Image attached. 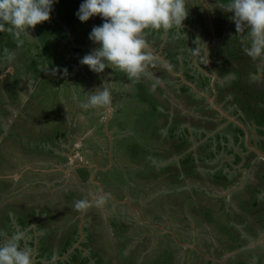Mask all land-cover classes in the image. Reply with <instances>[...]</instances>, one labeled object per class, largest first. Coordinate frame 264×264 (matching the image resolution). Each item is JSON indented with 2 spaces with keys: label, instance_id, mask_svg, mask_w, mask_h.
<instances>
[{
  "label": "rangeland",
  "instance_id": "obj_1",
  "mask_svg": "<svg viewBox=\"0 0 264 264\" xmlns=\"http://www.w3.org/2000/svg\"><path fill=\"white\" fill-rule=\"evenodd\" d=\"M204 2L210 14L202 0H186L188 10H193L192 16H196L199 7L203 17L199 22L204 30L196 24L195 33L209 34V26L213 25L214 29L228 28V35L233 34L230 13L223 9L230 0ZM81 3L82 0H59L48 21L21 35L18 56L11 60L0 55V69L8 66L7 72L18 77L11 93L5 88L0 90V106L12 111L4 119L5 131L0 136V179H5L7 184L3 190L0 181V229L2 213L12 214L14 207L29 206L38 212V219L45 218L44 222L40 221L44 230L38 234H49L48 244L57 248V252L67 240L75 239L74 232L79 227L84 230V242L94 247L104 264H207L209 260L203 254L220 255L222 246L234 249L242 243V251H252L262 237L256 235V239L248 229L260 206L242 205L250 200V191L241 192L240 188L245 176L238 174L233 179L235 189L216 185L210 181L213 178L210 173L223 166L220 156L217 162L209 164L196 161L206 141L195 142L191 151L180 156L172 137V133L184 127L201 130L207 126V131L214 132L220 123L205 118L215 117L216 110L209 102L191 103L184 93L175 91L177 79L147 50L151 59L138 79H128L126 73L114 66V70L106 67L103 72L95 73L80 64L84 55L98 47L89 39V33L103 22L99 15L81 22L76 16ZM6 33L0 31L2 43L16 39ZM158 37L161 35L149 45L162 54L168 45ZM207 46L201 45V54L194 55V67L203 72L210 65L218 67L212 65L209 55L207 63L204 61L202 50L210 49ZM229 46H235L237 51L243 49L236 41ZM239 67L234 60L222 71ZM252 68L249 75L243 73L249 77L245 83L240 74L235 80L231 74L226 75L230 78L227 81L225 76L221 77L225 90L223 95H217V102L230 112L235 103L242 106L237 103L240 93H248L246 98L263 97V91L259 92L255 85L257 82H248L262 76ZM138 83L147 87L140 90ZM104 87L112 89L109 106L88 109L81 106L92 91ZM1 111L0 120L5 115ZM188 133L191 136L189 130ZM182 135L186 139L188 134L182 130ZM182 143L184 147L188 144ZM260 146L264 148V143ZM212 149L206 146L203 150ZM187 155L195 161L186 164ZM75 161L95 164L100 169L80 167L68 174L59 170L71 168ZM245 165L240 163L238 167L244 170ZM252 177L262 181L261 171ZM252 177L246 184L254 181ZM100 185L112 197L102 196L90 203L97 190L102 193ZM223 194L226 196L222 197ZM77 195L80 201L87 202L86 207L71 208V203L77 202ZM250 195L254 197L253 192ZM137 205L146 221L131 208ZM243 208L248 211L244 213ZM252 210L251 221L246 223L247 213ZM178 240L196 243L203 252L187 248ZM75 244L77 248L81 245L80 241ZM222 251L227 256V250ZM92 253L82 252L81 261L84 255L91 257ZM68 257L69 253L62 257L58 253L46 264H58Z\"/></svg>",
  "mask_w": 264,
  "mask_h": 264
},
{
  "label": "clouds",
  "instance_id": "obj_2",
  "mask_svg": "<svg viewBox=\"0 0 264 264\" xmlns=\"http://www.w3.org/2000/svg\"><path fill=\"white\" fill-rule=\"evenodd\" d=\"M59 0H0V31L11 33L17 40L29 28L48 21L54 4ZM225 11L232 13L231 19L237 32L249 29L250 40H242L244 53L253 60L264 58V0H230ZM99 15L102 24L96 25L89 33V39L98 47L80 59V64L89 70L101 73L113 66L126 73L128 79H138L145 72L147 54L145 30H169L182 26L188 16L186 0H82L76 16L81 22ZM194 55L201 50L194 49ZM12 54L8 49H4ZM203 59L207 63L205 47ZM55 73V69H53ZM112 103V89L108 87L92 91L83 108L109 106ZM87 206L78 201L77 208ZM23 231L0 235V264H34L32 249L22 247Z\"/></svg>",
  "mask_w": 264,
  "mask_h": 264
},
{
  "label": "trees",
  "instance_id": "obj_3",
  "mask_svg": "<svg viewBox=\"0 0 264 264\" xmlns=\"http://www.w3.org/2000/svg\"><path fill=\"white\" fill-rule=\"evenodd\" d=\"M227 13L229 15L230 12H227ZM196 15H198L197 16L198 20H203V17L201 16V11L199 10V7L196 10ZM232 15L233 14L230 13V16H232ZM207 20H208V18H207ZM197 22H199V21H197ZM230 25H231V27H234L233 28L234 33L231 34V35L229 34L225 40H222L221 42H219V46L218 47H215L212 50L213 59H214L216 64H219L220 61L221 62L224 61V65L223 66H222L223 62L220 64L223 67V69H225V65H228L230 63V61L237 60L239 66H240L239 68L241 69V72H242L241 73V77H242L243 73L245 75H249V72L253 71L252 67L256 68V67L260 66L259 61H262L263 58L253 60L251 57L247 56L244 53L243 49L240 48L241 51L240 50L237 51L235 46H229V44L234 45L235 41L240 46V45H242L241 44L242 40H245V41L250 40V38L248 36L249 29L242 28V30L240 32H237L236 25H235L233 20H232V23H230ZM197 26H200L202 31L204 30V27H203L202 23L198 24ZM177 28L180 29L179 33L177 32ZM151 30H152L153 34L165 32L164 29H160V30H154V29H151V28L147 29V31H151ZM6 34H8V36H10L11 38H15L9 32H7ZM177 34H178V39L175 38ZM172 38H173V40L175 42L176 41L178 43L182 42V44H183V45L179 46L178 49H177V46H176V51H174V52L171 51L172 49L169 50V48L168 49L166 48L168 58H171L173 60V62L175 64H177V65L180 62V60L178 59V55L182 56V62L185 65H190V62H191V59H192V55L195 52L194 49L197 48L198 39L199 38L202 40V44H201L202 46H205L209 42H211V38L206 36L204 33H200V36H196L195 33H190L189 35H187L186 27L185 28L184 27H173V28H171L169 30L168 42H166V43H169V42L171 43V41H172L171 39ZM159 41H162V39H159ZM20 44H22V43L19 40H17V39L10 40L8 42L5 41V42L2 43V38L0 37V55L1 56L2 55L3 56H7L9 58V54L4 52V49H8L9 53L12 54V58H11V60H12L16 56H18L17 55L18 53H16V50L18 51V48H19ZM23 45H25V44H23ZM187 45H189L188 48H187ZM227 46L230 49H227ZM189 48H190L191 52L189 51ZM220 53L226 55L227 56V57H225L226 59L225 58L220 59V57H221ZM252 63H253V65H251ZM14 68H16V67H14ZM239 68H237V69H239ZM52 69H54V68H52ZM7 70H8V66H6L3 70L0 69V90L5 88L6 92L9 94V93H11V88L13 87L14 80L17 81L18 77L16 75L14 76L9 71L7 72ZM230 72H231V70H226V72H223L222 70L221 71L218 70V74H219L220 78L226 76ZM53 74H55V76H57V71L55 70V73L53 72ZM204 79H205V82H204L203 87L201 86V89L209 87V84H210V82L208 83L209 78L204 76ZM238 82H239V80L235 81V83H238ZM216 87H217V90L219 91V95H223V90H225V88L222 86V84L217 82L216 83ZM142 88H144V87H142ZM182 93H184V94H187V93L189 94L190 93L189 94L190 95V101H192L193 103L205 102L207 100L205 97L200 98V96L198 94L193 92L192 87H190L188 85H185V88H183ZM263 93H264V91H263ZM240 95H241V93H240ZM252 98H255V97H252ZM262 98L264 99V95H263ZM246 99H247L246 97H242L241 96V98H239L237 100V103H239V104L242 103L241 104L242 106L241 107L239 106V110H242L244 112V114H243L244 116L242 117V119L244 118L243 120H246V119H249V118H255L256 119L255 121H256L257 124L264 125V117L263 116L262 117L261 116L256 117V116H252L251 115V113L254 112V107L251 104V100L250 99L246 100ZM1 110L4 111L5 115L3 116L2 120H0V136L5 131V127H4V122L5 121H4V119L6 118V115L8 113L12 112L9 108H7L5 106H0V118L2 117V115H1L2 111ZM236 112H238V110H236ZM187 129L188 128L186 127L184 130H185L186 134H188L187 135V137H188L189 136V133H188L189 129L188 130ZM233 131L235 133L234 141L236 143H239L241 141V139L243 140L244 131L240 127L235 126ZM226 133L227 132H225V131H223V133H221V132L217 133L215 138H211L208 141H206L205 143H203L201 145V149L199 150V154H198L199 157L196 156V161L198 160L200 163L209 164L210 162L212 163V161L217 160L219 152H220V148L219 149L217 148V150L216 149H212L210 151H204L203 149L206 150V146L207 147H213V144L215 143V141L218 142L221 139H224L225 142H226V140H227ZM263 133H264V131H263ZM205 135H206L205 132H202L200 134L197 133L196 134L197 140L200 141L202 138H205ZM175 136H176V134H175ZM10 137H11V135H10ZM172 137H174V133H172ZM242 145H243L242 149H244V151L245 150L247 151L248 148L245 145V143H242ZM185 150H186V148H184V150H181L180 152L182 153ZM189 154H193V153L191 152ZM194 159H195L194 157H192L190 155H187L186 156V160H184V162L186 164L187 163L190 164L189 161H191V160L195 161ZM243 159H244L243 156H240V154H236L235 158H234V160H233V162L231 164H229L227 162L225 164L227 165V167L233 168V165L240 164L243 161ZM1 163H2V160L0 158V165H1ZM210 175H213V178H212L213 182L218 183V184L220 183L221 185H223L225 187H227L229 185L228 183L231 182V178L229 177V174L227 172H223V170H217L214 173H210ZM4 180L5 179H3V180L0 179V181H3V184H4V186L2 187L3 190L7 186V184H5V182H4ZM261 189L264 190V188H261ZM256 190L260 192V189H256ZM97 192H98V190H97ZM257 194L255 195L254 198L251 197V199H253L255 201L254 202L255 204L259 203ZM238 197L240 198L241 196H238ZM80 198L81 197L79 195H77V199L75 201H77V202L80 201ZM250 200L243 201L242 205L245 206V204H252L253 200H251V201ZM77 202L76 203L75 202L71 203V208L72 209L77 204ZM252 206H253V204H252ZM12 212H13L12 214H9V213H2L1 214L2 215V220H1L2 228L0 229V235L10 236V235L14 234L17 231H23L25 233V238L22 241H20V244H21L22 247H25L26 245L31 247L34 264H46L47 262L52 261L54 259L55 251L57 250V248H55L54 246H50V244H48V237L47 236L49 234H46V235L43 234V233L39 234V242H38L39 244H38V246L36 248L37 252L33 251V249L35 248L34 247L35 246V241L37 239V237L35 236V232L40 233V232H42V230H44L43 229L44 226H43L42 223L40 224V222H38L36 224V226H37L36 227V231H35V229L30 228L31 225L33 223H35V220L37 218H39L38 217V212L35 209H33V208L29 207V206H26V207H14V208H12ZM41 219L44 222L43 219H45V218H40V221H41ZM79 235H80V232H79V228H78L74 232V238L75 239H73L71 241L67 240L66 244L63 247H60V250L58 252L59 256L62 257L63 255L69 253V257L67 259H65L64 261H62V260L58 261V264H71L72 262L73 263L74 262L78 263V261L81 264H89L90 263V258L88 256L82 257V261H81L80 254L83 251V249L75 248L71 253L69 252L74 247L75 243L78 242ZM86 243L87 242H83L82 246H87L88 243L87 244Z\"/></svg>",
  "mask_w": 264,
  "mask_h": 264
},
{
  "label": "flooded vegetation",
  "instance_id": "obj_4",
  "mask_svg": "<svg viewBox=\"0 0 264 264\" xmlns=\"http://www.w3.org/2000/svg\"><path fill=\"white\" fill-rule=\"evenodd\" d=\"M203 4H204V2H203ZM205 7V6H204ZM206 8V7H205ZM193 10H188V16H187V19H185L183 22H182V26H180V27H186V29H187V35H189L190 33H195V28L193 27V25H195V24H201L200 22H197V21H201V20H198V17H196V16H192L193 15ZM208 13V12H207ZM186 20H188V21H186ZM210 20V19H209ZM209 24H212L211 23V21L209 22ZM218 26V25H217ZM209 29H210V33L209 34H207L206 32H204V34L206 35V36H208V37H210L211 38V42H209L207 45H209V46H212L210 49H209V53L207 54V56L206 57H208V55L210 56V58H211V60H212V65H217L218 67H216V66H214V70H212L210 67L208 68V67H206L207 69L203 72L202 70H200L201 68H196V67H194V64H193V62H194V59H195V57H194V54L192 55V59H191V62H190V65H185L183 62H182V56H179L178 55V59L180 60V62H179V64L177 65V64H175L174 62H173V60L171 59V58H168V56H167V51H166V48L168 49L169 48V50H171L172 52H174V51H176V46H177V49H178V47L179 46H181V45H183L182 44V42L181 43H178L177 41H176V43L177 44H174V43H172V41H171V43L169 42V43H166V42H168V38H169V30H165V32H163V33H156V34H153V32H152V30L151 31H147V30H145V33H144V38H145V40H146V43H147V45L150 47V48H152L149 44L150 43H152V41L153 40H155L156 38H157V36H159V35H161V37H158L159 39H162V42H163V44L165 43L166 45H168L167 47H165V48H163L162 49V54H160L161 56H163L164 58H166L167 60H168V62H169V64H170V66H171V68H172V71L171 70H169L168 68H167V66H166V69H167V71H168V73L170 74V75H172L173 77H175L176 79H177V81H176V85H175V91H178L179 92V94H182V91H183V88H185V85H188V86H190L189 84H187L186 82H184V80L182 79V77H181V75L182 76H184L185 77V79L187 80V81H189V82H193L200 90H202V91H205V92H208V93H211V95H215V93L213 92V88H212V81H213V76H212V74H213V72H215L216 74H217V80H216V83L217 82H219V83H221L222 82V79L220 78V76H219V74H218V70L219 71H221L222 70V66L224 65V61H222L223 62V64H222V66L220 65L222 62L220 61V63L219 64H216L215 63V61H214V59H213V55H212V50L215 48V47H218L219 46V42H221L222 40H225L226 38H227V36H228V33H227V30H228V28H215V29H213L212 28V26L210 27L209 26ZM231 29V28H230ZM177 32L179 33L180 32V29L179 28H177ZM163 34H164V36H163ZM196 34V33H195ZM196 36H198L197 34H196ZM176 39H178V34L176 35V37H175ZM173 39V38H172ZM200 40V41H199ZM201 44H202V40L199 38L198 39V45H197V48L199 47V48H201ZM216 44V46H214ZM162 46V45H161ZM188 46L189 45H187V48H188ZM209 46H207V47H209ZM149 47H147V51H149L155 58H157V60L158 61H160V62H162L163 64H165L160 58H158L157 56H156V54L153 52V51H151L150 50V48ZM153 49V48H152ZM154 50V49H153ZM189 51L191 52V50H190V48H189ZM155 52H157V51H155ZM158 53V52H157ZM220 59H223V58H225V57H227L226 55H224V54H221L220 53ZM226 59V58H225ZM208 60V59H207ZM234 60H232V61H230V62H233ZM259 63H260V66H258V67H256V69H257V71H258V73L259 72H261L262 73V76H260V77H256V79L254 78L253 80L251 79L250 81H248L249 83H251V81H253L252 83H254V82H257L255 85L259 88V92H261V91H264V58H263V60L262 61H259ZM251 65H253V63L251 64ZM210 72V75L208 74ZM237 72V73H236ZM251 72H253V71H251ZM241 69L239 68V69H234V70H231V72L230 73H228V74H231V79H233V80H235V78L238 76V74H240L241 75ZM250 73V72H249ZM204 76L205 77H207V78H209V81H208V83L210 82V84H209V87H207V88H202L201 89V86L203 87V85H204V82H205V79H204ZM226 77V76H225ZM224 77V80L225 81H227V80H229L230 78L229 77H226L225 78ZM242 77H243V82L245 83V81L246 80H248V78L249 77H247V76H245L244 74H242ZM247 79H246V78ZM250 78H252V77H250ZM225 81H224V83L222 82L221 84H222V86L225 84ZM139 82V81H138ZM248 83V84H249ZM237 84H239V82L237 83ZM138 85V88L139 89H141V87H144L145 85L144 84H142V83H138L137 84ZM145 87H147V86H145ZM144 87V88H145ZM191 87V86H190ZM217 88V87H216ZM261 90V91H260ZM218 91V90H217ZM193 92H194V90H193ZM190 94V93H189ZM188 93L187 94H184L185 95V97L186 98H188L189 100L188 101H190V95H189ZM247 93L245 92V93H241V96L242 97H246L247 95H246ZM251 94V93H250ZM252 95V94H251ZM218 96H219V92H218ZM255 97V96H254ZM200 98H202V97H200ZM216 98H217V95H216ZM247 99H250L251 100V104H252V106L254 107V112L253 113H251V115L252 116H256V117H258V116H263L264 117V99L263 98H261V97H259V98H257V97H255V98H251V96L249 97V98H247ZM246 99V100H247ZM191 103H192V101H190ZM206 102H208V100H206ZM220 104V103H219ZM210 105V104H209ZM222 105V104H221ZM211 106V105H210ZM222 107L226 110V111H229L228 110V108L227 107H225V106H223L222 105ZM230 112V111H229ZM234 111H231V113L233 114V115H235V116H238V118L243 122V123H245L248 127H249V129H250V133H251V142L252 143H255L254 141H255V139H254V137H253V134H252V129H251V126H249V124H250V121H255L256 119L255 118H249V119H247V121L246 120H244L243 121V119H242V117H243V115L242 116H239L238 114L239 113H233ZM215 114H216V116L215 117H206L205 119L206 120H212V121H214V122H217V123H220L219 124V126L217 127V128H215L214 130L215 131H217V133L220 131V130H224L225 132H234L233 130H234V128H235V126H238V125H236V124H234V123H232V122H229L226 118H222L221 116H220V114L216 111L215 112ZM246 121V122H245ZM260 126H262V125H257V127H260ZM205 127H207V126H205ZM205 127L204 128H202L201 130H198V129H193V130H191L192 132H195L196 134L197 133H202V132H205L206 133V135H205V138H202L200 141L199 140H197V138L195 137V134L193 135V134H191V136L189 135L186 139H184V137L181 135V136H178V134H176V136H174L173 137V139L175 140V144H176V146H177V154L178 155H184V154H186L189 150L191 151L192 150V147L195 145V142H199V143H203V142H205V141H207L208 139H209V137H210V134H211V132H209V131H207L206 129H205ZM239 127V126H238ZM241 128V127H240ZM190 129V128H189ZM242 129V128H241ZM243 130V129H242ZM244 131V130H243ZM263 131V130H262ZM191 132V133H192ZM216 133V134H217ZM262 133L260 132V134H258V137H257V139L258 140H256L257 142H256V145L261 149V150H263L264 151V149L260 146V144L263 142L264 143V136L263 135H261ZM214 136H216V135H214ZM184 139V140H183ZM190 139V140H189ZM243 139L245 140V132H244V136H243ZM204 140V141H203ZM188 142V144H185V147L183 146V143L182 142ZM179 143V144H178ZM178 144V145H177ZM184 148H186V150L185 151H183L182 153L180 152L181 150H184ZM179 149V150H178ZM246 153L248 152L249 154H253L255 157H257V154L256 153H254V152H249L248 150L247 151H245ZM176 153V152H175ZM238 154H241V155H243L241 152H238ZM233 157L235 158V155H233ZM61 158V159H60ZM63 156H61V157H59V159H60V161L62 162V160H63ZM66 158H68V157H66ZM261 160H259L260 162H259V164H257V166H255V168H254V170L256 171V170H260V171H262V172H264V159L263 158H260ZM73 160H76V159H73ZM84 162V161H83ZM243 162V161H242ZM241 162V163H242ZM75 164H73V166H71V168H73V167H76L75 169H71V172H75V171H77V169L78 168H80V167H83V168H88L89 169V167H84V166H79V165H81V164H84V163H82V162H77V161H75L74 162ZM227 163H229V164H231L230 162H227ZM62 164V163H61ZM63 165V164H62ZM95 164H88L87 166H92V167H90V168H92V170H94V168H95V166H94ZM237 165H239V164H236V165H233V167L235 168ZM56 169V168H55ZM69 170H70V167L68 168ZM68 169H64V170H68ZM54 170V169H53ZM68 170V171H69ZM63 174L65 173V174H68L67 173V171H61ZM174 172H177V171H174ZM178 176V175H177ZM261 180H262V183L264 182V175L263 176H261ZM264 188V187H263ZM98 193H100V191H98ZM97 193V194H98ZM93 199V198H92ZM91 199V200H92ZM90 200V201H91ZM135 212H136V214H138V212H137V210L136 209H138L140 212H142L141 211V207L139 206V205H137V207H131ZM257 216H256V218H255V216H254V218H253V224L252 225H250L249 226V229H248V231H249V233H257L258 231L260 232H262V235H264V230H262V229H264V217H262L263 216V214H261V215H258V214H256ZM250 216V215H249ZM261 219V220H260ZM38 222H40V219H36L35 220V223H33L32 225H31V227L30 228H33V229H35V231H36V224L38 223ZM79 228V227H78ZM79 232H80V235H79V239H78V241H80V244L82 243V242H84V239H83V237H84V230H82L81 231V229L79 228ZM171 235V234H170ZM35 236L37 237V239H36V241H35V248L33 249V251L35 252L36 251V248H37V246H38V242H39V234L37 233V232H35ZM259 236H261V235H259ZM257 237L258 236H255V238L257 239ZM262 237V236H261ZM89 244V243H88ZM77 245H75L74 247L75 248H77L76 247ZM81 246V245H80ZM80 246H78V248L80 247ZM25 247H28V248H31V247H29L28 245H26Z\"/></svg>",
  "mask_w": 264,
  "mask_h": 264
},
{
  "label": "crops",
  "instance_id": "obj_5",
  "mask_svg": "<svg viewBox=\"0 0 264 264\" xmlns=\"http://www.w3.org/2000/svg\"><path fill=\"white\" fill-rule=\"evenodd\" d=\"M218 92L219 91H217V95H218ZM233 107V110H234V112H236V110H238V112H236V113H239L238 115L239 116H242L243 114H244V112L242 111V110H239V106L237 105V104H234L233 106H231V108ZM238 107V108H237ZM232 110V111H233ZM233 112V113H234ZM244 116V115H243ZM244 121V120H243ZM246 122V121H245ZM254 125L252 124V122L250 121V124H249V126H251V129H252V134H253V137H254V139H255V141L256 140H258L257 139V137H258V134H260V132L262 133L261 135H263L264 136V133H263V131H264V125H262V126H260V127H257V125H259V124H257L256 123V121H254ZM186 127H184L183 129H181L180 130V128H179V130H177V131H175V133L174 134H178V136H181L182 135V130H184ZM188 128V127H187ZM188 130V129H187ZM263 130V131H262ZM189 131L190 132H192L191 131V129H189ZM223 131L224 130H220L218 133H223ZM216 133H217V131H214V132H211V134H210V137H209V139H211V138H215L216 136H214V135H216ZM191 134H195V137L197 138V136H196V133L195 132H192ZM234 136H235V133L234 132H227L226 133V138H227V140H226V142H225V140L224 139H221L220 141H218V142H216L215 141V143L213 144V149H216L217 150V148L219 149L220 148V152H219V155H218V157L220 158L219 160H222L223 162H224V164H223V166L221 165V166H219V168H218V170L220 169V170H223V172H227L228 174H229V177L231 178V182L230 183H228L229 185L226 187L228 190L229 189H235L234 188V181H233V179H236V177H237V175L238 174H241V175H244L245 176V182H242L243 184L240 186V188L241 189H243L241 192H244V191H247V190H249L250 191V193H249V198L251 199V192H253L254 193V197H255V195L257 194L258 196V204H256V206H260V210L259 211H257V212H255L256 214H258V215H261V214H263L264 213V190H262L261 188H263L264 187V182L262 183V181H258L257 180V178H253L252 176H256L257 177V175L259 174V172L260 171H258V170H254V168H255V166H257V164H259V160H261L258 156L257 157H255L253 154H249L248 152L246 153L245 151H244V149H242V143H245V140L243 139H241V141L239 142V143H236L235 141H234ZM206 139V138H205ZM208 139V140H209ZM207 140V141H208ZM204 141V140H203ZM243 141V142H242ZM257 142V141H256ZM245 145H246V143H245ZM238 152H241L243 155H241L240 154V156H243L244 157V159H243V162L241 163V164H245L246 163V165L245 166H247V168L246 169H244V170H242L241 168H239L238 166L239 165H237L235 168L233 167V168H230V167H227V165L225 164L226 162H230V163H232L233 162V160H234V157H233V155H236V154H238ZM197 157H199L198 156V154H197ZM218 159V158H217ZM218 160V161H219ZM213 162H217V160H215V161H212V163ZM219 165V164H218ZM53 170V169H52ZM56 169H54L53 171H55ZM59 170L60 171H64V168H62V167H60L59 168ZM240 171H243V173L242 172H240ZM264 175V172H262L261 171V176H263ZM250 177H252L253 179H254V181L253 182H249L248 184H246L247 183V181H248V179L250 178ZM210 181H212V180H210ZM213 182V181H212ZM213 183H215V182H213ZM216 185H219V186H223V185H221L220 183L218 184V183H215ZM232 186V187H231ZM225 187V186H224ZM256 189H260V192L259 191H257ZM262 191V192H261ZM233 192V191H232ZM98 193V192H97ZM97 195V194H96ZM95 195V196H96ZM239 195H241V194H239ZM94 196V197H95ZM224 196H226V194H223V196L222 197H224ZM242 196V195H241ZM93 197V198H94ZM254 197H252V198H254ZM229 199H231V198H229ZM253 200V199H252ZM251 201V200H250ZM249 202V201H248ZM253 205H255V203H254V200H253V203H252ZM244 209V208H243ZM245 211H244V213L246 212V211H248L247 209H244ZM254 210H252V211H250L249 213H247V215H248V217H247V222L246 223H249L250 221H251V217L249 216V215H251V214H253L254 212H253ZM260 211H262L263 213H259ZM243 213V212H242ZM262 217H264V214H263V216ZM261 220V219H260ZM241 230H243V228H241V229H239V232L241 231ZM262 230H264V229H262ZM167 231V230H166ZM172 235V234H171ZM251 236H256V235H261L262 236V239L261 240H259L258 242H257V246L256 247H254L253 245H252V243H249L251 246H253L252 248H253V250L252 251H249V252H246V251H242V249L244 248V244H240V247H237V248H234V249H230V248H224L223 249V246H222V250H227L226 251V253H227V256L226 255H222L221 254V252H223L221 249H219V252H220V255H218L217 254V252L216 253H212V256H210V255H207V254H205V255H207V256H210V257H212V258H216V259H222V260H224L227 264H264V235H262V232L260 231H258L257 233H251L250 234ZM182 242V241H181ZM83 243V242H82ZM82 243H81V246H80V249H83V253H84V251H92L93 253H92V256L91 257H89L90 258V263L91 264H94L93 263V261H96L97 263H100V264H104V260L101 258V256H98V252L96 251V250H93V248L94 247H92L90 244H88L87 246H82ZM184 244H188V245H194V246H196V249H199L200 251H201V249L198 247V244H196V243H193V242H191V241H186V242H183ZM261 243V244H260ZM76 245V244H75ZM74 245V246H75ZM75 249V247H73L69 252L71 253L73 250ZM86 249V250H85ZM194 249V248H193ZM211 250H212V248H211ZM215 250V249H214ZM35 252H37V251H35ZM81 252V253H82ZM96 252V253H95ZM201 252H203V251H201ZM57 254H58V252H57V250L55 251V255H54V258H56L57 257ZM97 254V255H96ZM214 255H218V257H216V256H214ZM85 256H87V255H84V257ZM207 258V257H206ZM231 258H233L232 259V261H229ZM67 259V258H66ZM208 260H209V262L211 263L212 262V260H210L209 258H207ZM208 261H207V264H210ZM233 262V263H232ZM58 263V262H57ZM77 263V262H76ZM78 263H80L79 261H78ZM77 263V264H78ZM215 263H217V262H215ZM218 264V263H217ZM219 264H221V263H219Z\"/></svg>",
  "mask_w": 264,
  "mask_h": 264
},
{
  "label": "water",
  "instance_id": "obj_6",
  "mask_svg": "<svg viewBox=\"0 0 264 264\" xmlns=\"http://www.w3.org/2000/svg\"><path fill=\"white\" fill-rule=\"evenodd\" d=\"M203 2H204V0H202ZM204 6L206 7V9H207V11H208V14H210V11H209V8L207 7V5H206V3L204 2ZM211 23H212V21H211ZM212 28L214 29V26L212 25ZM200 41V40H199ZM149 47V46H148ZM210 48L212 47V46H209ZM150 48V47H149ZM150 50L151 51H153L155 54H156V56L158 57V58H160L164 63H165V65L167 66V68L169 69V70H171L172 71V68H171V66H170V64H169V62H168V60L166 59V58H164L163 56H161L160 54H158L157 52H155L152 48H150ZM208 50V51H207ZM206 50V53L208 54V52H209V49H207ZM210 68L212 69V70H214V68L210 65ZM212 76H213V81H212V88H213V92L215 93V95H211V93H208V92H205V91H202V90H200L193 82H189V81H187L186 79H185V77L184 76H182L181 75V77H182V79L184 80V82H186L187 84H189L191 87H192V89L194 90V92L196 93V94H198L200 97H205L207 100H208V102H209V104L211 105V107H213L219 114H220V116L222 117V118H226L229 122H232V123H234V124H236V125H238L239 127H241L243 130H244V132H245V143H246V146H247V148H248V151L249 152H254V153H256L257 154V156L259 157V158H263L264 159V151L263 150H261L257 145H256V143H252L251 142V133H250V129H249V127L245 124V123H243L239 118H238V116H235V115H233L231 112H229V111H226L223 107H222V105L221 104H219L218 102H217V98H216V95H217V88H216V80H217V74L215 73V72H213V74H212ZM109 109H111V108H109ZM88 164H87V162H85V164H81V165H79V166H84V167H92V166H87ZM95 166V168L96 167H98V169H100V167L99 166H97V165H94ZM76 167H73V168H70V170L68 171V170H64V171H67V172H71V169L73 170V169H75ZM94 180H95V178H94ZM101 186V191H102V193H98L91 201H90V203H93L96 199H98V198H101L102 196H104V197H112V195H110V194H108V193H106L105 192V190H104V187L102 186V185H100ZM115 200V199H114ZM126 202H129L131 205H132V201L131 200H128L127 199V201ZM118 203H123V202H118ZM134 207V206H133ZM137 210V212H138V214H139V216H140V219H142L143 221H146V220H144L143 219V217H142V214H141V212L138 210V209H136ZM83 229H81V231H82ZM173 233V232H172ZM174 234V233H173ZM172 234V235H173ZM174 236H176L175 234H174ZM179 242H181L180 240H178ZM181 244L183 245V246H185V247H187V248H189V247H191V248H194V249H196V246H194V245H188V244H184L183 242H181ZM203 256H206L207 258H209L210 260H212L213 262H217V263H221V264H227L224 260H222V259H216V258H212V257H210V256H207V255H205V254H203Z\"/></svg>",
  "mask_w": 264,
  "mask_h": 264
}]
</instances>
